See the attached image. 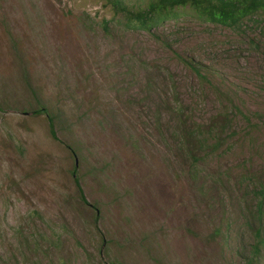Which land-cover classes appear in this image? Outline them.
Here are the masks:
<instances>
[{"label": "rangeland", "instance_id": "rangeland-1", "mask_svg": "<svg viewBox=\"0 0 264 264\" xmlns=\"http://www.w3.org/2000/svg\"><path fill=\"white\" fill-rule=\"evenodd\" d=\"M105 2L0 0V264H244L264 183V19L234 29L184 8L148 31ZM177 104L231 119L194 168Z\"/></svg>", "mask_w": 264, "mask_h": 264}, {"label": "trees", "instance_id": "trees-1", "mask_svg": "<svg viewBox=\"0 0 264 264\" xmlns=\"http://www.w3.org/2000/svg\"><path fill=\"white\" fill-rule=\"evenodd\" d=\"M135 1L129 4L126 0H106L105 3L110 5L116 15L124 19L126 25L138 26L148 31L167 20L177 19L183 14L181 11L184 8L204 21L234 29L240 28L245 20L257 22L260 18L264 19V0H145L144 4L139 0ZM183 61L201 80L208 81L199 64L186 58H183ZM172 111L175 114L178 143L183 151L181 154L190 160L191 167L197 166L204 159V155L206 158L225 142L226 136L223 135L231 123L225 112L220 111L208 119V122L200 123L196 120L190 121L185 115V108L178 104L177 107H172ZM237 111L241 113L240 110ZM30 112L34 115H44L50 135L58 139L56 124L59 117L56 113L44 104L30 109ZM243 117L249 121L246 115ZM65 146L76 155L73 147L68 144ZM71 176L83 203L90 204L84 196L75 166L71 170ZM252 192L256 203L245 215V227L252 233L253 241L239 256L244 264H264V183L258 182Z\"/></svg>", "mask_w": 264, "mask_h": 264}]
</instances>
